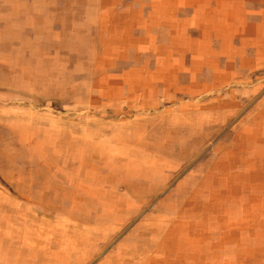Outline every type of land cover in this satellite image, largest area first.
<instances>
[{
  "label": "rangeland",
  "instance_id": "obj_1",
  "mask_svg": "<svg viewBox=\"0 0 264 264\" xmlns=\"http://www.w3.org/2000/svg\"><path fill=\"white\" fill-rule=\"evenodd\" d=\"M0 264H264V0H0Z\"/></svg>",
  "mask_w": 264,
  "mask_h": 264
}]
</instances>
